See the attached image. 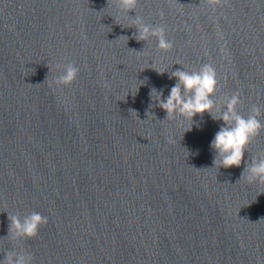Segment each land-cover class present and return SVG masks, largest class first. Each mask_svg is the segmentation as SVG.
Listing matches in <instances>:
<instances>
[{"label": "water", "instance_id": "obj_1", "mask_svg": "<svg viewBox=\"0 0 264 264\" xmlns=\"http://www.w3.org/2000/svg\"><path fill=\"white\" fill-rule=\"evenodd\" d=\"M0 264H264V0H0Z\"/></svg>", "mask_w": 264, "mask_h": 264}]
</instances>
